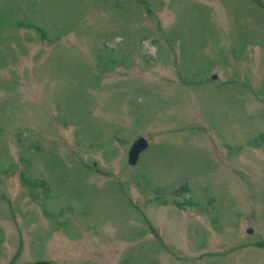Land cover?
<instances>
[{
	"label": "rangeland",
	"instance_id": "rangeland-1",
	"mask_svg": "<svg viewBox=\"0 0 264 264\" xmlns=\"http://www.w3.org/2000/svg\"><path fill=\"white\" fill-rule=\"evenodd\" d=\"M36 260L264 264V0H0V264Z\"/></svg>",
	"mask_w": 264,
	"mask_h": 264
},
{
	"label": "water",
	"instance_id": "water-1",
	"mask_svg": "<svg viewBox=\"0 0 264 264\" xmlns=\"http://www.w3.org/2000/svg\"><path fill=\"white\" fill-rule=\"evenodd\" d=\"M148 144H149V141L144 137H139V139H137L135 144L131 147V151L129 154L130 163L136 164L138 162V158L141 152L145 150ZM250 231L252 230L250 229ZM31 264H52V263L46 260V261H38L35 263H31Z\"/></svg>",
	"mask_w": 264,
	"mask_h": 264
},
{
	"label": "bare ground",
	"instance_id": "bare-ground-1",
	"mask_svg": "<svg viewBox=\"0 0 264 264\" xmlns=\"http://www.w3.org/2000/svg\"><path fill=\"white\" fill-rule=\"evenodd\" d=\"M139 161H140V160H139ZM139 161H138V162H139ZM137 165H138V164H137Z\"/></svg>",
	"mask_w": 264,
	"mask_h": 264
}]
</instances>
